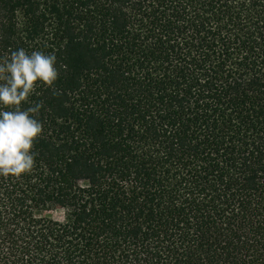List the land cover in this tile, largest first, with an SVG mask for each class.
<instances>
[{"label": "trees", "instance_id": "obj_1", "mask_svg": "<svg viewBox=\"0 0 264 264\" xmlns=\"http://www.w3.org/2000/svg\"><path fill=\"white\" fill-rule=\"evenodd\" d=\"M18 48L58 78L0 264H264V0H0Z\"/></svg>", "mask_w": 264, "mask_h": 264}, {"label": "clouds", "instance_id": "obj_2", "mask_svg": "<svg viewBox=\"0 0 264 264\" xmlns=\"http://www.w3.org/2000/svg\"><path fill=\"white\" fill-rule=\"evenodd\" d=\"M58 78L56 57L41 51H11L0 61V176L18 177L34 165V140L42 125L34 118L40 105L20 108L37 84L51 86Z\"/></svg>", "mask_w": 264, "mask_h": 264}, {"label": "rangeland", "instance_id": "obj_3", "mask_svg": "<svg viewBox=\"0 0 264 264\" xmlns=\"http://www.w3.org/2000/svg\"><path fill=\"white\" fill-rule=\"evenodd\" d=\"M48 216H51L53 218H56V219H61L62 217V213L61 211H54V212H50L47 214Z\"/></svg>", "mask_w": 264, "mask_h": 264}]
</instances>
